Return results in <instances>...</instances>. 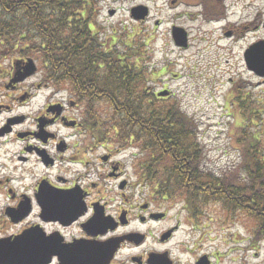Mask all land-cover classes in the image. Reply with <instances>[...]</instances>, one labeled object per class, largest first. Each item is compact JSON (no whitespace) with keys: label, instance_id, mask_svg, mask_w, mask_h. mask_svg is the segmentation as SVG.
Returning a JSON list of instances; mask_svg holds the SVG:
<instances>
[{"label":"flooded vegetation","instance_id":"1","mask_svg":"<svg viewBox=\"0 0 264 264\" xmlns=\"http://www.w3.org/2000/svg\"><path fill=\"white\" fill-rule=\"evenodd\" d=\"M188 2L190 15L219 26L228 80H240L244 53L264 40V0ZM48 86L24 81L0 97V264H257V253L241 260L204 241V225L186 231L202 229L199 240H175L180 225L146 198L143 171L131 180L129 159H118L123 146L99 144L64 90L40 93ZM39 94L45 102L33 122L16 113Z\"/></svg>","mask_w":264,"mask_h":264},{"label":"trees","instance_id":"2","mask_svg":"<svg viewBox=\"0 0 264 264\" xmlns=\"http://www.w3.org/2000/svg\"><path fill=\"white\" fill-rule=\"evenodd\" d=\"M98 9V0H0V57L33 58L44 82L76 98L87 126L100 134L111 129L118 144L138 145L145 155L138 164L155 196H184L196 211L205 200L225 214L257 220L264 235V154L257 142L243 143L252 158L244 167L248 187L206 175L198 122L178 99L160 98L150 87L149 52L136 42L138 32L127 34L122 51L119 37L112 44L101 38Z\"/></svg>","mask_w":264,"mask_h":264},{"label":"rangeland","instance_id":"3","mask_svg":"<svg viewBox=\"0 0 264 264\" xmlns=\"http://www.w3.org/2000/svg\"><path fill=\"white\" fill-rule=\"evenodd\" d=\"M142 1L145 0H100L99 6L102 9H105L103 14L99 16L98 23L100 36L103 40L110 39L112 33L116 32L115 36L120 38L117 43V48L121 51L122 49H125L126 46L123 41L126 40L125 37L127 34H131L132 28H136L133 30L134 33L145 29V27H142L141 23H137L131 19L129 11L132 6ZM148 3H150L152 7V16L147 18L148 20L145 25L149 28L150 32H153V25L155 24V17H157V14L165 13L167 14V17L169 16V13L171 12V10H169L170 0H152L148 1ZM108 8L117 9L116 17L108 15ZM191 24L198 26L196 23ZM168 29H170V23L165 22L154 32L159 34L167 32ZM141 34L142 33L137 34L135 39L136 42L141 38ZM156 37L157 39H153L148 42L150 46L149 49L153 51L149 52L152 55L151 63L162 65L164 63H168L169 61L173 62L170 69L174 73L178 74L180 78L169 77L167 79L166 77L163 84H167L168 86L165 89H170V91L173 90L176 92L175 99H181L182 109L191 116L195 117V119L199 122V128L201 129L202 134L201 143L204 150L202 152L204 158L203 162L205 163L204 171L211 178H227V180H233V182L240 186L248 187L250 181L248 175L246 174L249 172V169L247 168V171H244V167L248 166V164L252 161V158L247 157L245 153L243 154L242 136L245 135V132L247 134L250 129H253V131H259L260 127L257 128L255 125H251L249 120H247L243 125L245 128H240V120H242L240 107L229 106V100L225 94L227 92V87L220 85V77L216 76V66L218 65L213 64V61L217 63L219 61H216L218 55L215 53V49L208 46L209 41L198 39L191 41L192 46H190L187 50L175 48V50L172 51L171 45H165V40L161 39L160 36ZM108 42L111 43V40ZM164 46L167 47L166 50L163 49ZM15 57L16 56L14 55L0 57V68H3V70L8 69ZM3 70L0 69V73H2ZM220 70H222V68ZM42 74L43 72L37 73L32 80L40 81V79H42ZM210 77L211 79H209ZM209 80H211L212 83L208 84L207 81ZM199 87L203 88L200 94L198 91ZM163 88L164 87L162 86V89ZM263 89L264 86L253 87V97H258L259 94L262 93ZM44 102L45 96L41 94L32 104L20 108L16 111V113L26 112V115L29 117L27 118L29 122H33ZM224 102H228V107L224 104ZM258 108V116L262 115V118L264 119V102L262 104H258ZM229 112L231 115H229ZM6 114L7 113H4L0 116V128L3 126ZM260 124L261 121L258 120V125ZM25 128L27 129L28 127L26 126ZM28 129L23 132L29 133L31 130ZM261 129L264 131V126H262ZM69 139L73 142L78 140L75 135H72ZM137 146L138 145L136 144L133 145V148H130L128 152L119 155L118 158L119 160L129 159L128 163L130 170L131 165H133V159H131L132 153L135 154L139 152V148ZM259 148H261V152L264 153V132H262ZM241 165L242 170L239 172L236 171L235 169H238ZM176 208L179 209L178 206ZM207 210L213 211H207L203 220L211 222L213 225L219 224L221 229L227 233L229 238L228 240L222 239L221 232L223 231L219 230L220 226L212 228L209 230V232H211L210 236L216 237L217 239L209 242L210 244L218 242L222 243V250L224 252H226L229 248H235V253L232 256H236L237 258L243 260L244 256H253L256 252L253 250L247 252L245 250L246 246L249 245V241L253 240V242L257 245L258 252V258L253 261L257 264H264V235L259 233L258 224L252 223L248 220V218L241 215L237 217H222L220 214L223 213V209L214 204H210ZM176 211L177 209L170 210V214L172 213L171 216L175 214ZM182 217H185V215L183 214ZM224 219H229L230 221L226 224L220 223V221ZM182 228L185 230L188 227L184 224ZM178 235V238H184L185 232L182 231ZM248 259L251 260L252 257H248Z\"/></svg>","mask_w":264,"mask_h":264},{"label":"water","instance_id":"4","mask_svg":"<svg viewBox=\"0 0 264 264\" xmlns=\"http://www.w3.org/2000/svg\"><path fill=\"white\" fill-rule=\"evenodd\" d=\"M134 14H135L136 18L143 16V14L140 12V9H136L134 11ZM178 31H180V30H178ZM175 35H176V39H177L176 40L177 41V44H179V46L180 45H185V38H184V36L180 32H178V34H175ZM260 66L261 65L255 63L252 67L257 72L261 73ZM36 69H37V67L34 65L33 61L32 60H29L28 64L25 67V70L26 71H25L24 75H21L16 80H22V79L26 78L28 75L33 74L36 71ZM161 94H167V91H163V92H161Z\"/></svg>","mask_w":264,"mask_h":264}]
</instances>
